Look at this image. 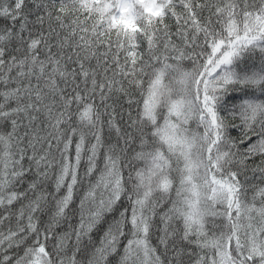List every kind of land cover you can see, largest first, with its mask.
<instances>
[{
	"label": "snow or ice",
	"instance_id": "obj_1",
	"mask_svg": "<svg viewBox=\"0 0 264 264\" xmlns=\"http://www.w3.org/2000/svg\"><path fill=\"white\" fill-rule=\"evenodd\" d=\"M0 264H264V0H0Z\"/></svg>",
	"mask_w": 264,
	"mask_h": 264
},
{
	"label": "trees",
	"instance_id": "obj_2",
	"mask_svg": "<svg viewBox=\"0 0 264 264\" xmlns=\"http://www.w3.org/2000/svg\"><path fill=\"white\" fill-rule=\"evenodd\" d=\"M78 199H79V194H77V197H76V204H78ZM76 204L73 205V208L76 207ZM75 222H76V221L73 220V223H75ZM96 235H97V237H98V236H99V233H97Z\"/></svg>",
	"mask_w": 264,
	"mask_h": 264
}]
</instances>
